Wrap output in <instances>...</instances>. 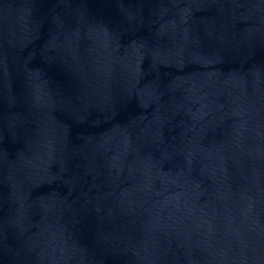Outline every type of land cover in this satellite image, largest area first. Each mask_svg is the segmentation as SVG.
I'll use <instances>...</instances> for the list:
<instances>
[{"label": "water", "instance_id": "water-1", "mask_svg": "<svg viewBox=\"0 0 264 264\" xmlns=\"http://www.w3.org/2000/svg\"><path fill=\"white\" fill-rule=\"evenodd\" d=\"M0 264H264V0H0Z\"/></svg>", "mask_w": 264, "mask_h": 264}]
</instances>
